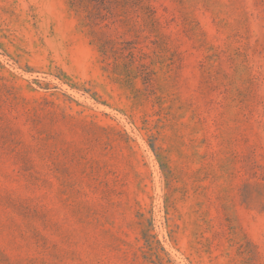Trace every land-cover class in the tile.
<instances>
[{
    "label": "rangeland",
    "instance_id": "rangeland-1",
    "mask_svg": "<svg viewBox=\"0 0 264 264\" xmlns=\"http://www.w3.org/2000/svg\"><path fill=\"white\" fill-rule=\"evenodd\" d=\"M0 264H264V0H0Z\"/></svg>",
    "mask_w": 264,
    "mask_h": 264
}]
</instances>
